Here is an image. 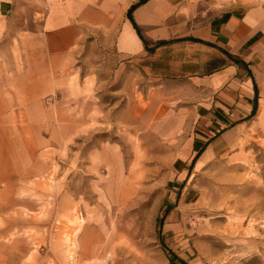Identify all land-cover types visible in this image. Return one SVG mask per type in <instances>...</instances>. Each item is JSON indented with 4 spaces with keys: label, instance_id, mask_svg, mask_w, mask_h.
I'll return each instance as SVG.
<instances>
[{
    "label": "rangeland",
    "instance_id": "1",
    "mask_svg": "<svg viewBox=\"0 0 264 264\" xmlns=\"http://www.w3.org/2000/svg\"><path fill=\"white\" fill-rule=\"evenodd\" d=\"M91 39L76 86L48 100L68 110V137L52 129L35 175L0 192V264H173L168 250L189 264H264V137L244 131L197 165L192 112L124 108L137 64Z\"/></svg>",
    "mask_w": 264,
    "mask_h": 264
},
{
    "label": "crops",
    "instance_id": "2",
    "mask_svg": "<svg viewBox=\"0 0 264 264\" xmlns=\"http://www.w3.org/2000/svg\"><path fill=\"white\" fill-rule=\"evenodd\" d=\"M263 1L148 0L134 20L151 46L169 41L149 53L127 16L135 0H0V192L15 176L35 175L52 129L68 137V110L48 100L76 86L87 38L137 64L136 80L127 75L121 90L130 97L124 108L192 112L197 165L236 147L244 131L264 137ZM139 69L153 81L151 105Z\"/></svg>",
    "mask_w": 264,
    "mask_h": 264
},
{
    "label": "trees",
    "instance_id": "3",
    "mask_svg": "<svg viewBox=\"0 0 264 264\" xmlns=\"http://www.w3.org/2000/svg\"><path fill=\"white\" fill-rule=\"evenodd\" d=\"M148 0H136L129 8H128V12H127V16L128 18L131 20L132 25L134 26V28L137 29L143 43L146 46V49L148 50L149 53H153V51L155 50L156 47L160 46V45H164L167 44L169 41L166 40H157L156 42H154V45L151 46V43L144 37L141 28L139 27V25L136 23V21L134 20L133 17V12L135 10L136 7H138L139 5L147 2ZM153 44V43H152ZM196 160V159H195ZM168 259H170L171 263L173 264H189L184 258H181L177 255L176 252H173L172 250H168Z\"/></svg>",
    "mask_w": 264,
    "mask_h": 264
}]
</instances>
